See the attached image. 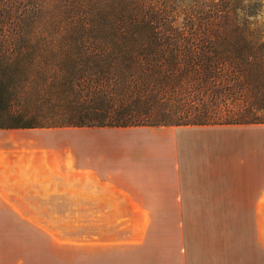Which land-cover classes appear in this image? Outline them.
<instances>
[{"label":"trees","instance_id":"trees-1","mask_svg":"<svg viewBox=\"0 0 264 264\" xmlns=\"http://www.w3.org/2000/svg\"><path fill=\"white\" fill-rule=\"evenodd\" d=\"M264 0H0V130L264 125Z\"/></svg>","mask_w":264,"mask_h":264},{"label":"rangeland","instance_id":"rangeland-1","mask_svg":"<svg viewBox=\"0 0 264 264\" xmlns=\"http://www.w3.org/2000/svg\"><path fill=\"white\" fill-rule=\"evenodd\" d=\"M56 138L59 156L75 157L122 188L168 195V201L161 202V209L166 210L151 213L149 243L150 239L158 243V251L184 250L191 264H201L214 262L201 261L202 252L255 250L251 213L205 211L211 206L197 204L195 191L261 188L264 125L59 128ZM175 194L181 196L183 211L173 209ZM144 203L153 206L150 201ZM61 204L65 209L70 207V202L59 201ZM72 215L70 210L59 211L56 222L46 214L44 227H32L22 218H17L15 227H1L0 264H84L73 259V253L86 250L83 243L89 235L101 231L99 235L111 236L113 232L74 221ZM178 226L183 227L181 232ZM56 238L59 245L51 241ZM57 252L59 260L51 256Z\"/></svg>","mask_w":264,"mask_h":264},{"label":"crops","instance_id":"crops-1","mask_svg":"<svg viewBox=\"0 0 264 264\" xmlns=\"http://www.w3.org/2000/svg\"><path fill=\"white\" fill-rule=\"evenodd\" d=\"M57 134L59 128L0 130V229L15 227L17 218L32 227H44L46 214L59 221V211L70 210L74 221L113 232L111 236H101V231L89 235L83 243L86 250L73 253V259L84 264H191L187 251H158V243L151 239L149 243L151 213L166 210L161 209V202L168 201V195L122 188L75 157L59 156ZM195 199L197 204L211 206L205 211L251 213L255 247L246 252H202L201 261L214 262L201 264H264V185L230 192L195 191ZM59 201L70 202V207L63 208ZM173 209L184 210L179 194L173 195ZM182 228L178 226L180 232ZM51 241L59 245V238ZM51 256L59 260V252Z\"/></svg>","mask_w":264,"mask_h":264}]
</instances>
